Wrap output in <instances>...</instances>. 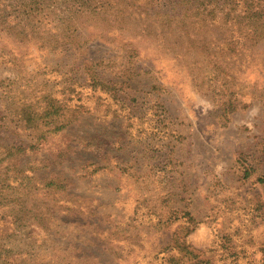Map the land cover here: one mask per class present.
Segmentation results:
<instances>
[{
    "label": "rangeland",
    "instance_id": "obj_1",
    "mask_svg": "<svg viewBox=\"0 0 264 264\" xmlns=\"http://www.w3.org/2000/svg\"><path fill=\"white\" fill-rule=\"evenodd\" d=\"M0 264H264V0H0Z\"/></svg>",
    "mask_w": 264,
    "mask_h": 264
}]
</instances>
